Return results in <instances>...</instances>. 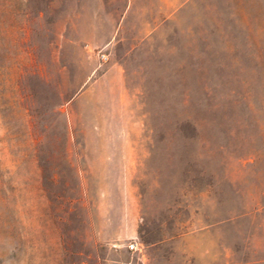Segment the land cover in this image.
<instances>
[{
    "label": "rangeland",
    "instance_id": "1",
    "mask_svg": "<svg viewBox=\"0 0 264 264\" xmlns=\"http://www.w3.org/2000/svg\"><path fill=\"white\" fill-rule=\"evenodd\" d=\"M245 254L264 256V0H0V264Z\"/></svg>",
    "mask_w": 264,
    "mask_h": 264
},
{
    "label": "trees",
    "instance_id": "2",
    "mask_svg": "<svg viewBox=\"0 0 264 264\" xmlns=\"http://www.w3.org/2000/svg\"><path fill=\"white\" fill-rule=\"evenodd\" d=\"M236 264H264V256H250L245 254L244 258L237 261Z\"/></svg>",
    "mask_w": 264,
    "mask_h": 264
},
{
    "label": "built area",
    "instance_id": "3",
    "mask_svg": "<svg viewBox=\"0 0 264 264\" xmlns=\"http://www.w3.org/2000/svg\"><path fill=\"white\" fill-rule=\"evenodd\" d=\"M99 59H100V61L101 62H106V60H107V58H106V56L104 55V54H101L100 56H99ZM128 250L129 251H136L137 250V244L136 243H131V244H129L128 245Z\"/></svg>",
    "mask_w": 264,
    "mask_h": 264
},
{
    "label": "crops",
    "instance_id": "4",
    "mask_svg": "<svg viewBox=\"0 0 264 264\" xmlns=\"http://www.w3.org/2000/svg\"><path fill=\"white\" fill-rule=\"evenodd\" d=\"M127 7H129V5ZM127 11H128V9H127ZM114 42L116 43V41H114ZM112 45H114V43H112V42L109 41L108 43H106L104 45V47H111Z\"/></svg>",
    "mask_w": 264,
    "mask_h": 264
}]
</instances>
